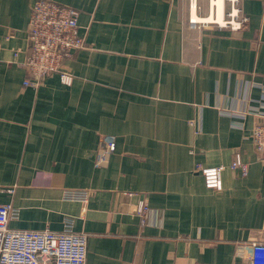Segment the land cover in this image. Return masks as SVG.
Listing matches in <instances>:
<instances>
[{
    "label": "crops",
    "instance_id": "crops-1",
    "mask_svg": "<svg viewBox=\"0 0 264 264\" xmlns=\"http://www.w3.org/2000/svg\"><path fill=\"white\" fill-rule=\"evenodd\" d=\"M32 1L0 0L8 227L84 233L85 264H247L233 246L264 218L250 140L264 122V0H236L238 30L192 24L212 0H50L79 12L85 46L62 66L69 84L53 73L36 88L23 86ZM105 137L116 148L99 164ZM237 155L246 177L229 169ZM197 165L225 167L219 189Z\"/></svg>",
    "mask_w": 264,
    "mask_h": 264
},
{
    "label": "built area",
    "instance_id": "built-area-1",
    "mask_svg": "<svg viewBox=\"0 0 264 264\" xmlns=\"http://www.w3.org/2000/svg\"><path fill=\"white\" fill-rule=\"evenodd\" d=\"M194 2V0H190ZM229 12L221 28L238 30L247 22L235 9L236 0H227ZM79 12L69 6L59 5L50 0H33L27 26V53L23 63L27 78L23 86L38 87L42 80L53 73H59L62 83L69 84L70 77L62 72V66L74 53L82 50L85 41L79 35ZM192 21V24H194ZM207 24V23H206ZM211 24V23H209ZM250 140L255 154L264 165V122L254 125ZM102 148L98 153L97 163L101 164L109 154L115 151L113 138L102 139ZM230 171L240 177H246L248 165L237 155L229 165ZM225 167L202 169L199 165L195 171L200 172L206 186L220 188V174ZM71 199L81 198L70 193ZM148 206L140 201L136 214L145 220ZM16 210L10 204H0V264H85L86 235L77 233L67 227L62 232L49 230L19 231L8 227L11 219L16 217ZM233 257L247 264H264V218L261 228L243 242L234 243Z\"/></svg>",
    "mask_w": 264,
    "mask_h": 264
},
{
    "label": "bare ground",
    "instance_id": "bare-ground-1",
    "mask_svg": "<svg viewBox=\"0 0 264 264\" xmlns=\"http://www.w3.org/2000/svg\"><path fill=\"white\" fill-rule=\"evenodd\" d=\"M222 4H223V0H212L213 9L211 15H209L204 19H200L197 18L196 16H193L194 21L223 25L224 19H223Z\"/></svg>",
    "mask_w": 264,
    "mask_h": 264
}]
</instances>
